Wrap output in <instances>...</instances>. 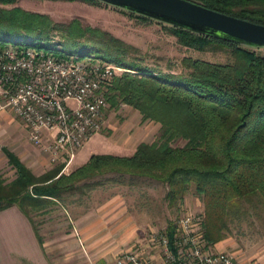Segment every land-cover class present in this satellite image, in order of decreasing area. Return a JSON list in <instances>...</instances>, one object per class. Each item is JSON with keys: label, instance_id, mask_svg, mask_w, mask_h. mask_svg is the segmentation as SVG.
<instances>
[{"label": "trees", "instance_id": "1", "mask_svg": "<svg viewBox=\"0 0 264 264\" xmlns=\"http://www.w3.org/2000/svg\"><path fill=\"white\" fill-rule=\"evenodd\" d=\"M188 1L264 26V0ZM16 3L0 0V46L33 44L62 57L77 56L65 52L75 46L82 53L77 57L91 53L118 66L123 71L109 91L111 106L131 107L143 120L159 124L160 134L151 143L138 144L130 156L93 154L68 174L60 165L36 176L7 154L15 177L5 182L0 176V212L17 206L29 218L30 211L46 215L68 198L88 196L108 186L136 188L147 181L166 187L164 199L172 207L193 187L204 205L203 231L210 247L228 234L229 222L255 216L259 209L264 212V49L169 26V33L182 47L198 52L223 49L232 60L212 63L184 58L183 73H164L131 57V48L106 32L83 28L78 20L58 24L47 15L14 6ZM55 36L60 44L53 42ZM178 140L185 144L174 146ZM73 202L76 200L69 203ZM174 222L158 231L171 238Z\"/></svg>", "mask_w": 264, "mask_h": 264}, {"label": "rangeland", "instance_id": "2", "mask_svg": "<svg viewBox=\"0 0 264 264\" xmlns=\"http://www.w3.org/2000/svg\"><path fill=\"white\" fill-rule=\"evenodd\" d=\"M14 6L47 15L58 24H68L72 20H78L83 28L91 27L106 32L129 46L131 57L138 58L144 65L157 68L164 73H183L185 70L181 62L184 58L200 59L212 63H227L232 60L230 53L223 49L209 48L204 52H198L182 47L178 44L177 39L169 33V26L155 21H142L131 16L129 12L103 3L92 4L83 0H17ZM53 42L60 44L62 41L58 36H55ZM8 44L10 43L4 45ZM40 49L56 56L61 55L43 47ZM80 51L75 46H69L65 52L81 56ZM87 56L95 57L91 53ZM81 58H86V56ZM3 110L10 114V118L4 119L3 122L0 121V126L3 125L1 131H4L2 135L7 138L0 142V149L2 146H7L22 155L24 162L29 165V169L36 176L44 174L56 164L65 162L62 159L59 163H51L47 155L31 144L21 122L9 110ZM104 123L101 133L95 135L87 143L88 145H85V151L95 154L130 155L138 144L151 143L160 134L159 124L143 120L141 115L129 106L123 104H118L117 107L111 106L108 97ZM184 144V141L178 140L174 146L181 147ZM0 176L5 182H10L15 177L14 170L6 164L5 157L1 152ZM108 188H113V192L125 197L130 205L135 206L136 210L140 209L141 205H145L143 212L146 214L142 215L146 216L144 220L149 223L145 225L146 227L144 226V231L162 230L169 221H175L187 213L199 214L204 220V205L202 200L196 196L193 187L181 200H177L174 206L169 207L164 199L167 192L166 187L154 181L141 182L136 188L118 186L99 188L88 196L68 198L63 205L67 206V203L69 205V202L77 201L78 198L82 204L91 198V205H95L112 193ZM144 195L145 197H143ZM50 210L47 217L30 211V216L36 223L45 222V225L39 228L41 235L48 232L57 233L62 229L56 222L60 217H66V215H62V211L60 214V211H56L54 206ZM70 212L74 213V210L72 209ZM142 215L139 216L142 218ZM49 217H52V222L48 221ZM227 231L228 234L224 239L212 247L214 251L228 253L238 260H252L264 253V212L262 209H259L255 216L242 219V221L229 222Z\"/></svg>", "mask_w": 264, "mask_h": 264}, {"label": "built area", "instance_id": "3", "mask_svg": "<svg viewBox=\"0 0 264 264\" xmlns=\"http://www.w3.org/2000/svg\"><path fill=\"white\" fill-rule=\"evenodd\" d=\"M40 48L33 44L0 46V108L21 122L31 144L51 163L64 159L67 167L103 130L107 97L123 70L92 56L62 57ZM173 228L171 238L149 230L144 245L138 251L119 254L115 264H259L214 251L204 238L199 214L182 215ZM143 246L156 252L158 259L145 255Z\"/></svg>", "mask_w": 264, "mask_h": 264}, {"label": "crops", "instance_id": "4", "mask_svg": "<svg viewBox=\"0 0 264 264\" xmlns=\"http://www.w3.org/2000/svg\"><path fill=\"white\" fill-rule=\"evenodd\" d=\"M9 118L10 114L0 108V121L3 122L4 119ZM2 128L3 125L0 126V142L7 139L2 135L4 134V131H1ZM86 146L76 154L67 168L63 167L64 174L82 166L91 155L95 154L85 151ZM0 150L5 157L6 164L14 172L15 169L9 164L7 154H12L29 169L23 156L12 148L2 146ZM60 165L64 164L59 163L54 167ZM108 190L112 193L95 205H91V198L84 202L87 203L86 205L80 201L69 205L67 203V206L57 203L54 208L60 211V214L62 211V215L66 217H60L57 220L56 224L62 229L52 234L48 232L41 235L39 228L45 225V222L36 223L32 217L29 218L22 213L17 206L1 211L0 264H115V259L119 254L138 251L140 246L144 245L143 237L148 232L144 231V226L149 222L144 220L146 216L142 215L146 213L140 209L136 210L135 206L130 205L125 197L113 192V188H108ZM72 209L74 213L70 212ZM42 216L47 217L48 215ZM48 219L52 222V217ZM143 248L145 255H151L155 260L158 259L156 252L145 249L146 246ZM252 260L264 264V253Z\"/></svg>", "mask_w": 264, "mask_h": 264}, {"label": "water", "instance_id": "5", "mask_svg": "<svg viewBox=\"0 0 264 264\" xmlns=\"http://www.w3.org/2000/svg\"><path fill=\"white\" fill-rule=\"evenodd\" d=\"M108 6L239 46L264 49V26L209 10L187 0H94Z\"/></svg>", "mask_w": 264, "mask_h": 264}]
</instances>
